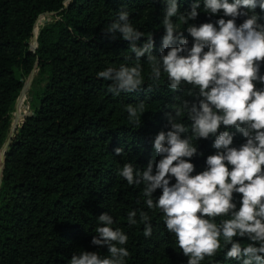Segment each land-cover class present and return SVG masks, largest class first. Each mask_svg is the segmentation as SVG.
<instances>
[{"label": "trees", "instance_id": "trees-1", "mask_svg": "<svg viewBox=\"0 0 264 264\" xmlns=\"http://www.w3.org/2000/svg\"><path fill=\"white\" fill-rule=\"evenodd\" d=\"M195 2L177 0L179 13L190 12ZM166 7L165 0H0V154L7 147L0 156V264H70L72 255L82 251L107 256V246L91 243L99 217L105 213L114 218L112 227L129 237L125 247L131 255L126 264H187L175 235L166 229L163 213L147 208L144 185L130 186L118 172L128 162L144 170L152 161L155 174L161 159L154 150L156 135L170 130L168 115L175 116L181 100L191 102L189 91L198 89L182 84L173 92L163 72L159 79H151L146 56L141 58L144 84L137 92L116 96L108 92L112 82L97 77L108 67L135 63L130 42L120 33L104 31L118 12L129 11L133 26L145 34L138 47L152 34L153 55L158 57L166 35L162 24ZM203 8L204 0H200L198 17L181 24L189 48L194 42L187 32L189 25L229 19L222 11L212 15ZM255 13L264 24V11L257 7ZM45 14L54 17L38 25ZM244 19L237 18L236 24ZM34 36L37 47L32 50ZM129 56L133 59L126 61ZM34 69L38 72L30 91L31 113L10 137L9 112L24 78ZM260 74L264 75V63ZM140 102L145 103V113L136 126L129 122L126 106ZM22 104L19 107L18 102L19 119L28 112ZM177 120L189 129L182 138L191 136L187 113ZM224 130L235 133L233 147L246 142L235 128L222 126L220 131ZM214 140L213 136L193 140L197 155L189 161L195 165L192 175L206 170L207 157L216 152ZM117 148L123 149L121 155H116ZM169 179L170 184L176 182L174 177ZM161 194L162 189H157L154 200ZM234 197L238 210L241 196ZM133 210L137 223L129 225L128 212ZM141 210L148 213L153 228L147 238L145 225L139 222ZM235 239L242 245L250 243L246 237ZM227 250L222 246L201 264H241L226 259Z\"/></svg>", "mask_w": 264, "mask_h": 264}, {"label": "clouds", "instance_id": "clouds-1", "mask_svg": "<svg viewBox=\"0 0 264 264\" xmlns=\"http://www.w3.org/2000/svg\"><path fill=\"white\" fill-rule=\"evenodd\" d=\"M165 3L162 24L166 35L160 55H153L151 33L146 43L137 46L145 34L133 26L129 11L121 9L115 22L104 31L120 33L123 40L130 42L135 63L121 64L118 69L108 67L97 77L111 81L108 92L116 96L137 92L144 84L141 58L146 56L151 79H159L163 72L171 91L187 84L198 92L189 91L192 101L181 100L175 116L168 115L170 130L156 135L154 150L161 159L155 164V174L150 161L144 170L125 163L118 175L130 186L144 185L147 208L163 213L166 229L175 235L179 249L188 257L187 264H201L222 246L228 249L226 259L264 264V87H257L258 83L264 85V75L260 74L264 63V24L258 22L260 17L255 13L257 7L264 11V0H204V12L217 15L222 11L223 17L229 19L220 18L215 24L198 27L189 25L187 32L194 41L191 48L183 38L181 24L187 25L198 17L200 0L186 14L179 13L177 0ZM239 17L246 19L238 26ZM164 49H168L166 55ZM132 59L125 57L126 61ZM126 111L129 122L140 126L145 103L129 104ZM185 112L191 121L192 135L182 138L181 134L189 129L177 118ZM222 126L235 128L246 142L233 147L235 133L220 131ZM210 136L215 137L216 152L207 157L206 170L192 175L195 165L189 161L197 155L193 140H207ZM115 153L121 155L123 149L117 148ZM170 177L175 178L174 184H170ZM157 189H162V194L154 200ZM234 194L241 196L238 210ZM139 216V222L145 225L144 236L150 237L153 228L148 213L141 210ZM136 217V210L128 212L129 225L137 223ZM114 223L111 215H100L91 241L94 246H107L109 255L82 251L72 255L70 264H126L131 255L125 247L129 237L121 228L114 229ZM237 237H246L250 243L242 245Z\"/></svg>", "mask_w": 264, "mask_h": 264}, {"label": "rangeland", "instance_id": "rangeland-1", "mask_svg": "<svg viewBox=\"0 0 264 264\" xmlns=\"http://www.w3.org/2000/svg\"><path fill=\"white\" fill-rule=\"evenodd\" d=\"M54 15L52 14H49V15H43V16H40L39 19L37 20V24L38 25H42L43 23L45 22H48V21H51L53 19ZM37 69H34L28 76H26L24 78V90L18 95L17 99L15 100V102L13 103L12 107H11V110L9 112V115L11 117V120H12V129L16 128L18 129L19 128V125L21 124V122L23 121V118L27 115H29L31 113L30 111V105H31V95H30V91L33 90V81H34V78L36 77L37 75ZM24 94V100L22 101L21 100V96ZM18 102L19 103H23L22 105L24 106H27L28 107V112L27 114H23L22 118L19 119L18 118V115H17V111H18Z\"/></svg>", "mask_w": 264, "mask_h": 264}, {"label": "water", "instance_id": "water-1", "mask_svg": "<svg viewBox=\"0 0 264 264\" xmlns=\"http://www.w3.org/2000/svg\"><path fill=\"white\" fill-rule=\"evenodd\" d=\"M45 15H49V14H45ZM32 43L34 44L33 46H31V48H32V50H35V48L37 47V44H36V38H35V36H34V38H33V40H32ZM24 86L22 87V89H21V91H20V93L24 90ZM19 93V94H20ZM24 119V118H23ZM15 130H16V128H14V129H12V131H11V133H10V137L13 135V133L15 132ZM8 144V143H7ZM6 148L7 147H4V153H5V150H6Z\"/></svg>", "mask_w": 264, "mask_h": 264}, {"label": "bare ground", "instance_id": "bare-ground-1", "mask_svg": "<svg viewBox=\"0 0 264 264\" xmlns=\"http://www.w3.org/2000/svg\"><path fill=\"white\" fill-rule=\"evenodd\" d=\"M21 106V103H19V107ZM3 155V152L0 154V156H2Z\"/></svg>", "mask_w": 264, "mask_h": 264}]
</instances>
